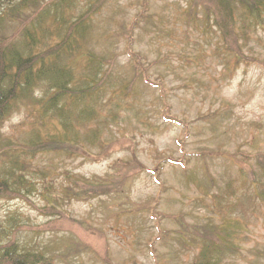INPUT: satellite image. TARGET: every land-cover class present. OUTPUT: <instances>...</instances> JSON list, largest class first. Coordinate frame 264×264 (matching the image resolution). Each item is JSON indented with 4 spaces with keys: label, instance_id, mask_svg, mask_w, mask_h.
Instances as JSON below:
<instances>
[{
    "label": "rangeland",
    "instance_id": "rangeland-1",
    "mask_svg": "<svg viewBox=\"0 0 264 264\" xmlns=\"http://www.w3.org/2000/svg\"><path fill=\"white\" fill-rule=\"evenodd\" d=\"M88 1L72 0L70 4L80 12ZM100 1L103 5L99 14L93 17L87 46L96 60L108 67L113 80L131 78L130 61L134 58L128 50L140 56L149 78L163 85L171 114L191 123L183 145L187 154L183 156L185 167L195 180L187 181L184 169L169 161L162 162L159 178L163 185L156 180L152 167L159 157L178 158L183 154L178 146V140L183 138V127L165 119L157 87L140 83L133 94L124 99L123 94L114 91L118 86L115 85L104 97L117 119L102 128L105 141L117 140L109 151L111 153L98 161L77 158L65 160L62 165L89 178L94 175L104 178L113 171L112 164L116 159H127L133 152L146 168L129 181V201H125L126 194L114 200L110 197L114 194L86 201L71 200L63 206L68 217L61 224L65 229L84 231L75 223L82 221L100 229L101 236L96 234L87 238L91 245L98 240L97 246L103 249L111 264H190L199 249L185 244V236L178 228L182 230L188 224H203L207 220L226 227L233 222L232 217H238L244 226L239 232L241 253L225 257L221 264H264V208L257 200L254 204L248 203L253 188L239 175L238 166L230 157L196 159L194 155L195 152L226 153L237 149L246 155L264 151V38H259L261 32L247 42L240 40L241 37L235 41L237 47L241 42L248 58L250 52L252 60L239 61L234 70H229L227 59L232 50L222 42L217 31H205L203 25L187 21L182 11L186 0ZM196 2L197 10L203 15V4L212 0ZM143 5L148 6L146 17L139 18L134 25L132 22ZM22 10L24 15L30 11ZM5 22L6 33L17 39L18 35H14L19 27L17 21ZM40 22L43 27L48 25L46 20ZM132 31L129 40L126 35ZM83 66V60H80L75 67L77 75L86 71ZM104 107L102 111L106 115ZM22 117V113L16 114L5 122L4 131L14 139L25 135L18 127ZM35 161L38 165L43 164L44 155ZM250 162L256 168L254 161ZM53 166L50 163L46 169L58 184L60 173L57 169L52 170ZM59 185L54 187V195L60 192ZM215 192L222 197L212 196ZM30 201L20 197L0 198V226L24 223L26 227L16 234L19 242L42 247L50 237L41 235L51 234L50 231L59 228L60 220L55 217L45 222L49 216L40 211L41 196L33 193ZM149 201L151 204L156 201L157 216L149 207L136 209L138 204ZM158 226L164 231L159 232ZM53 240L46 249L53 248ZM150 244L154 246V252ZM80 254L78 258H68V262L61 259L60 264H105L93 249Z\"/></svg>",
    "mask_w": 264,
    "mask_h": 264
},
{
    "label": "trees",
    "instance_id": "trees-1",
    "mask_svg": "<svg viewBox=\"0 0 264 264\" xmlns=\"http://www.w3.org/2000/svg\"><path fill=\"white\" fill-rule=\"evenodd\" d=\"M16 1L15 4L14 0H0V198L20 197L30 203V195L37 194L43 198L40 211L49 216L45 222L57 217L60 227L50 231L51 234L41 235L50 237L48 243L54 238L53 248L46 249L47 242L42 247H31L19 242L16 234L26 227L24 223L0 226V264H60L61 259L68 262V258H78L80 253L91 249L101 257L102 262L111 264L103 249L97 246L98 240L91 245L87 238L96 234L101 236L100 229L82 221L75 223L84 231L65 229L61 223L68 215L63 206L71 200L86 201L113 194L110 196L112 200L126 194L125 201H129V181L146 167L133 152L127 159H116L112 164L113 171L104 178L96 175L89 178L71 172L62 163L77 158L80 161H98L106 159L111 153L109 151L117 140L107 138L110 142L105 141L102 128H107L117 119L112 107L108 108L110 102L104 97L106 91L115 85L118 86L114 91L123 94L124 99L131 96L140 83L155 85L163 102L165 119L183 127V138L178 140L183 154L178 158L159 157L152 167L161 186L163 183L159 174L164 161L182 167L187 181L190 178L195 180L194 176L189 175L183 156L187 154L183 145L191 123L171 114V105L165 99L163 85L149 78L148 69L140 62L136 52L128 50L134 58L130 61V79L120 77L113 80L108 67L96 60L87 45L94 24L93 17L99 14L103 1L89 0L80 12L71 6L72 0ZM185 3L182 11L187 21L203 25L205 31H217L222 42L227 43L228 49L232 50L230 59H227L226 68L229 70H234L239 61L248 58L243 53L241 42L238 47L235 44L239 37L247 42L261 32L259 38H264V0H212L211 3L203 4V15L197 10L196 0H186ZM147 7L142 6L132 22L134 25L139 18L146 17ZM22 8L30 11L24 15ZM6 19L19 24L14 32V35H18L17 39L6 33ZM41 19L47 21L46 27H43ZM128 28L131 29V26ZM124 29L125 26L122 27ZM132 33L126 35L129 40L132 39ZM259 38L256 37L258 41ZM248 55V59L252 60L250 52ZM80 60H83L86 71L77 75L75 67ZM103 107L106 115L103 114ZM20 113L23 117L18 127L25 131V135L14 139L4 131V125ZM43 155V164L34 163L37 157ZM194 155L196 159L222 155L230 157L238 166L239 175L253 188L248 203L254 204L257 200L264 208V151L246 155L237 149L226 153L195 152ZM54 159L57 164L53 163ZM250 161H254L256 168ZM50 163L54 165L52 170L57 169L60 173V192H55L56 195L53 190L59 183H55L46 169ZM199 187L205 188L200 184ZM212 196L222 197L217 192L212 193ZM156 201L153 204L150 201L144 205L138 204L136 209L149 207L153 215L157 216ZM232 220L230 226L226 227L207 220L203 224H188L182 230L178 228L179 233L185 236V244L199 249L190 264H221L225 257L241 253L238 241L239 232L244 226L238 217H232ZM157 228L159 232L164 231L160 226ZM60 232L65 235H59ZM150 249L154 252L152 244ZM153 256L156 258L155 254Z\"/></svg>",
    "mask_w": 264,
    "mask_h": 264
}]
</instances>
